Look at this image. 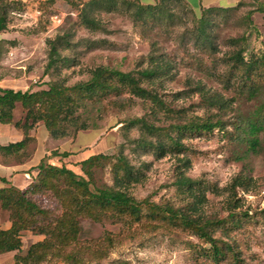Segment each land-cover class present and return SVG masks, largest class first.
<instances>
[{"label":"trees","instance_id":"trees-1","mask_svg":"<svg viewBox=\"0 0 264 264\" xmlns=\"http://www.w3.org/2000/svg\"><path fill=\"white\" fill-rule=\"evenodd\" d=\"M8 2L9 0H0ZM10 4H16L12 2ZM250 2V1H249ZM247 0L232 7H208L195 11L186 0H155L143 3L142 0H89L82 4L79 22L93 32L107 29L98 19L97 13L125 12L135 25H154L159 29L174 26L177 6L200 12L194 32L195 65L209 71L233 94L227 98L198 83L194 91L200 95V103L210 112L206 117L195 116L187 120L182 117L168 125L157 124L162 116H172L177 110L166 102L156 89V82L169 75V64L153 62L152 66L124 72L108 66H98L90 71L86 81L68 85L63 81H52L41 89L27 91L0 88V122L14 123L22 129L26 137L23 141L0 148L2 151L20 150L32 138L29 131L42 123L54 139L75 137L78 132L99 128V117L111 105L126 107L130 102L125 96L150 104L151 109L141 117L123 123L126 131L138 129L136 148L151 152L159 158L168 154H181L189 151L184 140L189 137L213 133L224 134L228 141L243 148L240 159L249 160L264 147V48L249 50L248 38L236 39L241 46L217 56V27L213 17L218 13L240 10ZM257 7L247 14L249 28L258 30L253 15H264V4L251 0ZM7 28V19L0 16V33ZM48 63L46 73L69 66L70 59L63 55L72 47L68 32L48 40ZM221 61L226 68L213 71ZM20 106L24 117L15 121L14 111ZM245 107V108H244ZM230 115V116H228ZM182 116V115H181ZM120 148L115 155L95 154L80 162L83 176L69 167L56 166L46 156L31 175V182L23 189L13 185L0 188V209L9 212L11 227L0 229V256L10 252L21 253L22 235L29 231L44 236V240L32 245L24 258L43 259L47 255L77 262L86 247L81 245L84 231L83 221L93 223H121L130 228L154 231L160 228L186 232L195 236L199 243L192 246L196 252L197 264H241L236 245L217 237L232 238L245 223L252 220L247 213L231 212L224 218H209L202 212L207 201L206 192L200 182L182 175L178 185L186 189L192 202L176 207L171 203L158 204L148 198L135 199L128 186L140 179L128 157ZM53 156L68 158L70 153L54 151ZM110 164L113 167L114 184L98 185L95 171ZM6 183V180H3ZM253 178L242 174L234 178L231 189L251 185ZM236 197L230 200L235 207ZM264 213V210H263ZM249 220V221H248ZM264 222V221H263ZM18 260L22 256H15Z\"/></svg>","mask_w":264,"mask_h":264},{"label":"rangeland","instance_id":"rangeland-1","mask_svg":"<svg viewBox=\"0 0 264 264\" xmlns=\"http://www.w3.org/2000/svg\"><path fill=\"white\" fill-rule=\"evenodd\" d=\"M86 1L89 0H16V4H10V0L0 1V16L7 19V28L0 33V73L30 82L31 89H41L52 81H63L68 85L86 81L90 71L98 66L124 72L140 70L152 66L151 57L156 56L158 59L153 62H166L170 67V74L156 82V89L177 110L176 114L162 116V120L156 122L165 126L180 117L187 120L195 116L206 117L210 113L200 103V94L194 91L198 83L227 98L233 96L220 80L197 67L193 60L197 55L193 29L200 12L177 6L174 26L159 29L154 25H135L132 17L124 11H102L96 15L107 31L93 32L79 22V11ZM254 7L256 4L250 1L240 10L218 13L213 17L217 27V56L221 58L239 48L241 44L236 39L242 36L248 38L249 50L264 48V23L256 24L257 32L248 25L247 14ZM63 32L69 33L72 42V47L63 52L70 59L69 66L46 73L48 40ZM215 68L212 70L219 72L226 66L218 61ZM124 101L131 105L108 107L98 118V129L80 131L75 137L62 139L49 135L48 150L52 159L49 162L56 166L65 165L83 176L82 158L100 153L115 155L123 145L124 154L140 176L128 186V192L137 200L148 198L158 204L171 203L176 207L192 202L189 192L178 185L177 178L185 175L199 181L207 197L202 207L205 216L224 218L233 211L252 217L231 239L223 237L220 232L217 237L236 245L241 264H264V147L244 161L240 159L243 148L215 130L185 139L189 151L159 158L136 148L135 141L140 136L138 129L126 132L122 128L128 120L148 113L150 104L129 95ZM40 125L44 126L39 123L35 129L38 130ZM33 142L32 138L28 145ZM77 150L78 153H74ZM54 151L79 154V158L72 157L64 163L63 159L58 160L52 155ZM242 174L252 177V184L233 191L234 178ZM95 182L113 185V167L106 164L97 169ZM234 196L235 207L231 210L229 203ZM82 225L81 245L87 251L75 263L52 255L43 259L24 258L32 245L45 238L26 231L22 235L21 253L1 255L0 264H197V254L192 246L199 241L186 232L163 228L147 231L121 223H93L89 220L83 221ZM16 254L22 258L18 260Z\"/></svg>","mask_w":264,"mask_h":264},{"label":"crops","instance_id":"crops-1","mask_svg":"<svg viewBox=\"0 0 264 264\" xmlns=\"http://www.w3.org/2000/svg\"><path fill=\"white\" fill-rule=\"evenodd\" d=\"M16 1V0H14ZM27 2L28 0H21ZM155 0H146V4L154 3ZM189 5L195 10L198 11L201 8L208 7H232L243 0H186ZM248 2L251 0H247ZM264 4V0H259ZM145 3L144 1H142ZM255 24L264 23V15L256 12L253 15ZM0 88L1 89H13V90H22L27 91L31 89V83L26 80L17 79L14 76L5 77L0 73ZM24 117V113L20 106L14 111L15 121H19ZM28 136L34 139V144L26 145L22 149L17 150L12 149L10 151H5L0 149V188L13 185L19 189L25 188L31 182L32 172L35 171L37 166L41 161L46 157L51 155L50 150H48V142L50 141V136L44 126H39L37 129H32L29 131ZM26 137L25 132L16 127L14 123L4 124L0 122V148L7 147L12 144L19 143L23 141ZM59 154L65 152H58ZM68 153V152H66ZM74 153H78V150ZM58 157V160L63 159L66 163L69 158H79L78 155H70L68 158ZM89 158V157H88ZM87 158H82L80 162ZM49 160H52L51 158ZM52 162V161H51ZM63 163V164H64ZM6 180V183L3 182ZM3 210H0V229L8 230L11 227V221L9 219V214H5ZM5 255V254H4ZM7 255V254H6ZM2 258V260L5 259ZM1 260V256H0Z\"/></svg>","mask_w":264,"mask_h":264}]
</instances>
